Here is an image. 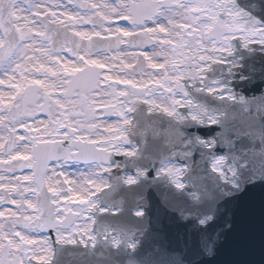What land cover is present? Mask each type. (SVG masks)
Returning a JSON list of instances; mask_svg holds the SVG:
<instances>
[{
    "label": "snow or ice",
    "instance_id": "6c2138e0",
    "mask_svg": "<svg viewBox=\"0 0 264 264\" xmlns=\"http://www.w3.org/2000/svg\"><path fill=\"white\" fill-rule=\"evenodd\" d=\"M257 53L264 0H0V264H170L150 183L206 225L264 181Z\"/></svg>",
    "mask_w": 264,
    "mask_h": 264
},
{
    "label": "water",
    "instance_id": "95a60500",
    "mask_svg": "<svg viewBox=\"0 0 264 264\" xmlns=\"http://www.w3.org/2000/svg\"><path fill=\"white\" fill-rule=\"evenodd\" d=\"M260 56V55H258ZM257 84L247 92L248 96L259 92ZM237 91L244 90L240 84ZM189 132L198 133L194 127ZM179 204L168 191L150 183L142 193L141 205L145 218L139 222L146 230L142 252L156 255L155 249L170 254V264H264V181L245 185L244 191L226 197L220 203V212L214 219L216 226L205 233H190L189 219H181L179 213L165 204ZM214 240L210 250L207 242ZM65 264H72L65 258Z\"/></svg>",
    "mask_w": 264,
    "mask_h": 264
},
{
    "label": "rangeland",
    "instance_id": "374dc122",
    "mask_svg": "<svg viewBox=\"0 0 264 264\" xmlns=\"http://www.w3.org/2000/svg\"><path fill=\"white\" fill-rule=\"evenodd\" d=\"M74 171V170H73Z\"/></svg>",
    "mask_w": 264,
    "mask_h": 264
}]
</instances>
